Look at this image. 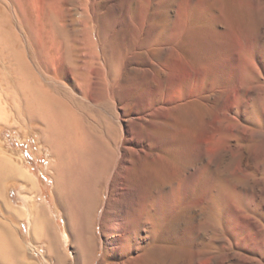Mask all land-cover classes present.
Listing matches in <instances>:
<instances>
[{"label":"bare ground","instance_id":"obj_1","mask_svg":"<svg viewBox=\"0 0 264 264\" xmlns=\"http://www.w3.org/2000/svg\"><path fill=\"white\" fill-rule=\"evenodd\" d=\"M40 1L61 27L99 22L122 62L112 78L68 41L80 101H27L75 261L264 264V0ZM14 252L1 225L0 264Z\"/></svg>","mask_w":264,"mask_h":264},{"label":"rangeland","instance_id":"obj_2","mask_svg":"<svg viewBox=\"0 0 264 264\" xmlns=\"http://www.w3.org/2000/svg\"><path fill=\"white\" fill-rule=\"evenodd\" d=\"M40 7L43 8L40 0H0V226L10 231L15 251L6 264H61L59 260L64 257L69 261L67 264H82V258L77 262L74 259L73 244L64 240L65 219L56 204L53 171L49 169L52 162L50 146L43 140V126L38 117L29 113L27 101L38 96L40 85L48 84L55 87L59 96L69 101L67 103L70 104L73 98L80 101L64 72L66 68L75 66L77 69L83 65L82 52L86 50L74 61L68 58L69 45L76 43L74 47L78 46V49L91 48V53L100 60L98 63L111 68L112 78L117 75L122 62L117 54L113 59V46L99 22L86 27L80 17L75 16L72 22L69 21L70 26L64 28L56 15L52 12L53 17L48 15L49 10L42 14ZM67 36L73 40H67ZM29 203L34 204L30 214L27 212ZM36 225L37 229L45 226L48 240ZM61 256L64 257L61 259ZM105 259L99 255L95 264L115 262Z\"/></svg>","mask_w":264,"mask_h":264}]
</instances>
